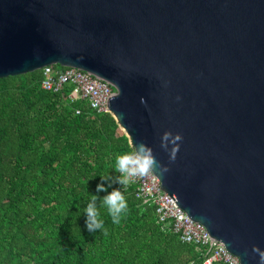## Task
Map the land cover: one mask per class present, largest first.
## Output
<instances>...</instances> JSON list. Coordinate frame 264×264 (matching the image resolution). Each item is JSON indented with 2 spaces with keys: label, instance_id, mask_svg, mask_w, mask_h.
Wrapping results in <instances>:
<instances>
[{
  "label": "water",
  "instance_id": "obj_1",
  "mask_svg": "<svg viewBox=\"0 0 264 264\" xmlns=\"http://www.w3.org/2000/svg\"><path fill=\"white\" fill-rule=\"evenodd\" d=\"M75 67L110 83L130 146L241 264L264 251V0H0V78ZM179 97V99H177ZM179 133V149L165 133Z\"/></svg>",
  "mask_w": 264,
  "mask_h": 264
},
{
  "label": "trees",
  "instance_id": "obj_2",
  "mask_svg": "<svg viewBox=\"0 0 264 264\" xmlns=\"http://www.w3.org/2000/svg\"><path fill=\"white\" fill-rule=\"evenodd\" d=\"M41 78V69L0 78V264H204L203 250L116 181L115 156L132 147L114 117L70 101L67 89L43 90ZM114 189L128 204L119 224L99 207ZM92 194L104 229L90 233Z\"/></svg>",
  "mask_w": 264,
  "mask_h": 264
},
{
  "label": "built area",
  "instance_id": "obj_3",
  "mask_svg": "<svg viewBox=\"0 0 264 264\" xmlns=\"http://www.w3.org/2000/svg\"><path fill=\"white\" fill-rule=\"evenodd\" d=\"M41 70L40 86L43 90L59 92L67 89L70 101L82 100L94 112L111 114L107 100L117 92L107 81L75 67H56L49 64ZM80 111L77 109L76 113ZM129 185L134 186L137 198L155 206L157 220L162 228H171L182 242L194 245L197 250H203L204 264H241L238 256L231 253L222 242L211 237L201 222L191 219L173 197L161 188V182L154 172L135 177L124 186Z\"/></svg>",
  "mask_w": 264,
  "mask_h": 264
},
{
  "label": "clouds",
  "instance_id": "obj_4",
  "mask_svg": "<svg viewBox=\"0 0 264 264\" xmlns=\"http://www.w3.org/2000/svg\"><path fill=\"white\" fill-rule=\"evenodd\" d=\"M179 99V97L177 98ZM182 137L179 133L171 134L165 133L162 137V146L167 149V142L173 144V148L169 153L170 161H174L177 151L179 149V141ZM132 151L126 152L115 156V167L112 169L119 175L116 177V181L121 185H128L133 178L143 177L150 172L159 170L163 175L168 171L166 165H162L153 155L149 146L143 142H137L131 146ZM101 180L109 179L108 175L100 176ZM106 187L104 183H99L96 186V192H104ZM98 196L92 194L87 197V203L84 207L83 214L86 217L85 227L90 232H96L97 230L103 231L104 223L100 218L99 207H105L109 216L114 224H119L122 215L126 212L128 204L126 196L120 189H114L108 192L102 199L101 204L97 205ZM254 252L259 254V264H264V251L258 247L253 248Z\"/></svg>",
  "mask_w": 264,
  "mask_h": 264
},
{
  "label": "rangeland",
  "instance_id": "obj_5",
  "mask_svg": "<svg viewBox=\"0 0 264 264\" xmlns=\"http://www.w3.org/2000/svg\"><path fill=\"white\" fill-rule=\"evenodd\" d=\"M56 67H60L59 65H56Z\"/></svg>",
  "mask_w": 264,
  "mask_h": 264
}]
</instances>
